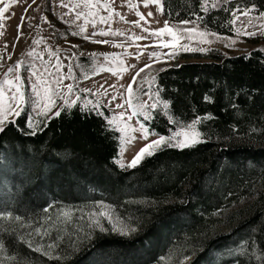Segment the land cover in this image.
Returning <instances> with one entry per match:
<instances>
[{
    "label": "trees",
    "instance_id": "1",
    "mask_svg": "<svg viewBox=\"0 0 264 264\" xmlns=\"http://www.w3.org/2000/svg\"><path fill=\"white\" fill-rule=\"evenodd\" d=\"M162 3L168 20L199 15V25L218 34H231L236 9L254 6L253 14L264 13V0L220 1L208 14L201 11L200 0ZM176 59L155 74V90L164 89L162 98L172 101L171 111L182 124L212 117L197 126L204 142L195 147L165 148L137 167H119V132L106 128L111 112L103 105V116L81 112L85 100L96 102L82 92L71 114L62 111L35 135L28 134L26 105L25 113L12 118L16 123L6 125L0 159L6 169L4 193L12 199L7 213L33 217L53 201H102L119 213L133 207L138 218L130 235L96 232L61 259H47L0 235L12 252L28 264H151L176 239L183 243L185 234L188 249L179 257L189 256L186 264H264L256 259L264 250V53L252 49L224 56L212 48L182 52ZM152 111L151 120L137 115L138 122L165 136L181 129L162 111ZM242 197L252 200L213 217ZM139 199L159 203H127ZM211 224L225 229L208 234ZM244 241L253 251L239 248Z\"/></svg>",
    "mask_w": 264,
    "mask_h": 264
},
{
    "label": "rangeland",
    "instance_id": "2",
    "mask_svg": "<svg viewBox=\"0 0 264 264\" xmlns=\"http://www.w3.org/2000/svg\"><path fill=\"white\" fill-rule=\"evenodd\" d=\"M220 1L225 0H218V3H220ZM78 2L79 0H35V2H33V0H17L15 4H11L8 11L4 13L3 28H0V33H2L0 34V80L4 78V74L10 66L15 65L17 61H24L27 66L18 74L21 76L22 80H24L23 91H25L26 96L32 97L33 93L29 87V82H34L36 78L30 75L31 72H36L37 76L42 75L43 79L51 82V87L53 89H57V85L54 81L58 77L66 76L70 73L72 78L65 79L63 84L57 89L61 93H64L67 89L63 85H73V93L68 97L70 101L79 98V92L91 95L92 98L96 101H100L101 105L111 112V116L124 112V122L128 123L133 128H138L139 123L136 116H132V109L128 108V105L125 103V100L128 98L126 88L127 85L132 82V76H135L136 72L140 69H144L137 77L136 83L133 84V89H142L141 92L137 93L139 101H148L151 103L149 96L144 95L143 92H147L149 89L155 91V84L150 85L146 82V78L150 80L151 77L155 76L161 69L175 62H179L176 59L178 55L173 59L162 58L158 62H156L155 57L149 59L148 53L150 52L163 54L171 51L170 48H165L162 44V42H168L170 37L165 34L157 39L150 36L149 32L144 31V29L155 31L163 28L165 20H167L170 25H176L177 27L195 26L201 30L205 28L200 26L198 22L195 25H181L179 22L170 21L157 11V5L149 4L148 7H145L142 0H130V4L126 2V0H100L101 4L110 3V7L115 9V12L120 13V16L113 15L107 24L97 21L95 29L89 24L84 34L74 36L72 33L79 31L77 25L84 23L83 19L76 21V23H71L74 19L75 12L88 11L83 7L73 10V6ZM5 3H9V0H0V8L4 7ZM62 3L63 5H67V7L62 6ZM130 5H134L135 7L133 8ZM93 11H97V9H93ZM98 11L99 15L105 17L109 15L108 11H105L103 8L98 9ZM136 11L143 14L149 23L140 21V27L132 23L139 20V17L135 14ZM148 12H152L155 19L148 17ZM260 14L251 13L250 17L240 16V21H242V23L237 22L235 26L236 28L242 29L243 25L249 24V19H251V24L257 27H249L248 31H255L257 34L254 36H237L232 24L231 34H219V36L224 38L235 39L236 43L232 47H225V44L229 42L227 39L215 40V38L209 37L213 39L214 42L198 43L197 40L200 38H196V40L190 42L189 46L197 50L184 51L183 49H178L179 53L201 52L199 50L200 48L205 50L212 48L217 49L224 56L236 55L252 49H259L264 53V34H261V32H264V29H259L258 27L260 24H264V19H258ZM22 16L25 18L23 22L21 21ZM121 16H123L124 19H121ZM89 19L92 18L89 17ZM20 24H22V27L20 29L19 38L17 39V26ZM100 30H111L123 33V35L115 37H92V40L107 39L110 41L108 44L94 43L92 40L83 38L85 35H91L93 31L98 32ZM208 31L216 33L210 30ZM135 37L147 38L135 39ZM180 43H188V41H180ZM114 44H123V47H115L113 46ZM6 45L7 47H5ZM146 45L151 46L145 47ZM29 51H32L34 55L29 57L27 55ZM140 53L143 54L140 55ZM105 54L109 56L108 61L104 59ZM116 56H118L119 59H114ZM138 56L139 59H137ZM57 64L60 66L58 69L56 67ZM101 65H103L105 69L110 70L101 71ZM131 65H135V68L129 67ZM145 65H151V67L145 68ZM124 69L128 70L125 71ZM9 78H12V74H9ZM101 85H103V87H101ZM112 85L115 87H110ZM5 87L6 94L10 95L11 93L7 90V86ZM82 89H88L89 91L85 92L82 91ZM105 89H107L108 94L102 95ZM93 93L96 94L93 95ZM120 93L124 94L123 98H121ZM113 95H115L117 99L111 101V96ZM56 103L58 106L62 105L63 99L57 98ZM116 104H124V108H116ZM25 105L29 113L32 112L30 101ZM56 110L58 109H53V112ZM129 116H132L131 120H128ZM12 118L14 117H9V119ZM180 131H197V129H180L176 132ZM132 135L137 139L128 147L127 151L124 152L123 157L119 155V140L118 155L115 160V163L119 167H121L119 161L122 160L125 165L131 162L134 156L146 143L157 138L155 136H150L149 141H144L140 138L141 133L138 131L133 132ZM119 136H121L120 132ZM5 170L3 161L0 159V212L7 213L8 208L12 205V199L9 195L4 193L7 185ZM251 200V197H242L238 203L232 204L228 208H220L219 211H215L213 217H218L220 214H228L239 207L247 205ZM99 202L102 201L77 204H62L53 201L49 205V208H47V211L43 210V213H38L33 217H20L21 220L19 222L15 220L0 222V235L12 237L16 243L24 245L28 250L31 249H29L26 244L20 243L19 240L31 239L44 245L56 243L58 247L53 250V254L65 258L76 251L83 243L88 241L96 232L109 231L110 233L121 235L119 231L113 230L112 224L108 223L107 219L104 218H100V224L105 229L104 231H100L99 227L89 226L90 220L88 214L97 210L95 206ZM103 203L108 204L105 202ZM127 203L153 206L159 202L139 199ZM132 208H123L121 213L114 209V219L115 217L120 218L117 227L119 228L121 225H124L125 230L128 231V234L124 236L130 235L133 232L130 231V229H135V224L138 223V218ZM62 212H68L71 219L65 222ZM15 216L19 215H13V217ZM35 228L45 229L50 235L40 240L33 232ZM207 229L208 234H210L224 230L225 225L211 224ZM30 233L32 235H29ZM204 236L205 235H202L200 237ZM182 238L184 240L183 243L176 239L171 243V246L166 248L164 255L161 256L166 258L165 260L162 261L161 257H159L151 264H186L190 260V257H179V255L183 254L188 249L185 248L188 244L186 241L188 236L186 238L185 234H182ZM9 250L11 251V249ZM190 251L194 252L191 248ZM36 254L41 255L39 253ZM19 256L24 258L21 254H19ZM44 257L48 259L47 256Z\"/></svg>",
    "mask_w": 264,
    "mask_h": 264
},
{
    "label": "snow or ice",
    "instance_id": "3",
    "mask_svg": "<svg viewBox=\"0 0 264 264\" xmlns=\"http://www.w3.org/2000/svg\"><path fill=\"white\" fill-rule=\"evenodd\" d=\"M17 0H9V3H5L4 7L0 8V28H3V19L4 13L8 11V8L11 4H15ZM35 2V0H33ZM130 4V0H126ZM145 7H148L149 4L157 5V11L160 12L161 15H164V7L162 0H142ZM218 0H200V9L205 14H208L211 10L217 7ZM62 6L67 7V5ZM131 7H135L134 5H130ZM85 8L88 11H77L75 12L74 19L71 23H76V21L83 19L84 23L77 25L79 31L73 32L72 35L79 36L84 34L87 31V25H91L93 29H95L97 21L99 23L107 24L110 18L113 15L120 16V13L115 12V9L110 7V3H100V0H79L73 6L74 9L78 8ZM103 8L105 11H108V17L99 15L98 9ZM93 9H97V11H93ZM255 11L254 6L246 7L244 9H236L232 11L233 19L230 23L235 28V33L237 36L240 35H247V36H254L257 33L255 31L249 32V27H257L251 24V19H249V24L243 25V28H236L237 22L240 21V16L250 17L251 13ZM239 13V15H238ZM136 16L139 17V20L134 21L137 27H140V21H144L145 23H149L148 20L145 19V16L141 14L139 11H136ZM91 17L92 19H89ZM148 17L153 16L152 12H148ZM24 16L21 17V21L23 22ZM44 19V18H42ZM121 19H124L121 16ZM258 19H264V13H261ZM203 21V17L197 15L196 20H183L179 23L181 25H195L197 22ZM47 22V21H45ZM22 24L17 26L18 37L20 34V29ZM259 29H264V24H260ZM144 31H148L149 35L159 39L163 35L167 34L170 39L168 42H162L163 47L170 48L171 51L169 53H158V52H150L148 53L149 59L155 57L156 62L160 61L162 58L173 59L177 55H179L178 49H183L184 51H194L197 49L191 48L189 46L190 42L196 40V38H200L197 40L198 43H212L214 42L213 39L209 37L215 38V40H224L227 39L229 42L225 44V47H232L236 40L232 38H224L219 36L217 33L209 32L207 29H198L195 26L193 27H177L176 25H170L167 20L164 22V27L157 29L155 31H150L149 29H144ZM2 34V33H0ZM195 34V35H193ZM264 34V32H261ZM123 35V33L115 32V31H93L91 35L83 36L86 40H92V37L95 36H118ZM147 37H135V39H146ZM131 39V37H130ZM180 41H188V43L181 44ZM94 43H110L109 40H92ZM115 47H123V44H114ZM151 45H146L145 47H150ZM7 47V45L5 46ZM200 51H205V49L200 48ZM143 53H140L142 55ZM29 57L33 56L34 53L29 51L27 53ZM10 58V57H9ZM105 61L109 60V56L107 54L104 55ZM114 59H119L118 56L114 57ZM139 59V56L137 57ZM27 65L24 61H17V63L13 66H10L7 72L4 74V78L0 80V133L5 130L6 125L8 124H15V119H9V117H20L22 113H25L24 105L26 103H31L32 105V112L27 113V121L26 126L30 129L28 134L35 135L38 131H42L43 127H47V121L53 118H57L61 115L62 111H66L71 114V110L74 106L77 105V99L69 100L68 97L73 93V85H63L67 91L61 93L57 89L59 86L63 84L65 79H71L70 73L66 76L58 77L54 83L57 85V89H53L51 87V82L43 79L42 75L37 76L36 72H31L30 75L35 77L34 82H29V87L32 90L33 96L28 97L23 91L24 80H22L21 76L18 74L23 68ZM57 69L60 67L59 64L56 65ZM131 68H135V65L129 66ZM151 65H145V68H150ZM100 70H110L105 69L103 65L100 66ZM127 71L128 69H124ZM144 69H140L136 72L135 76H132V82L127 85L126 91L128 93V98L125 100V103L128 105V108L132 109V116H143L144 121H149L153 118V111L155 113L163 112V114L168 118L170 124H176L181 129L187 130H194L197 128L198 125L202 124L204 120H210L212 117L210 115L203 116V117H196L191 123H181L179 118L176 117L171 111L172 101L168 99H163L161 94L163 93L164 89L157 88L155 91L149 89L147 92H143L144 95L149 96L148 101H139V96L137 95L138 92H141L142 89H133V84L136 83L137 77L143 72ZM9 74H12V78H9ZM115 74V73H114ZM156 80L155 76H152L151 79L146 78V82L154 84ZM7 90L11 93L10 95L6 94V87ZM103 87V85H101ZM110 87H115L114 85ZM123 87V86H122ZM82 91L88 92V89H82ZM96 93H93L95 95ZM107 89H105L102 95H107ZM121 98H123L124 94L120 93ZM57 98L63 99V104L58 106L56 103ZM117 97L115 95L111 96V101L116 100ZM204 100L206 102H211V98L209 96H205ZM101 106L100 101L91 102L85 101L84 105L80 107L81 112L91 113L95 112L98 116H103V113L99 110ZM116 108H124V104H116ZM53 109H58L53 112ZM124 112H120L118 114H114L113 116L108 118L106 128H111L114 132L119 131L121 136L119 137L120 140V153L119 155L123 157L125 151H127L128 147L131 146L135 141L136 137L132 135L133 132H140L141 139L144 141H149L150 136L157 137L156 139L151 140L150 142L146 143L144 147H142L139 152L134 156L131 162L127 163L126 165L123 161H119L120 166L122 168H134L137 167L143 160L154 156L157 152L163 151L165 148H179L181 150L185 148H192L195 147L199 143H203L204 140L202 138V134L200 131H180V132H173L168 136L161 135L156 131L150 129L146 126L145 123H139L138 128H133L128 123L124 122ZM132 116L128 117V120L132 119ZM96 211L90 212L88 214L90 220V227H99L100 231H104L105 229L100 224V218L107 219L108 223L112 224V228L115 231H119L121 235H127L128 231L125 230V226L121 225L119 228L117 227V223L119 222L120 218L115 217L114 213L115 210L111 205L104 204L103 202H99L96 206ZM47 211V209H45ZM62 216L65 218V222L71 219V216L68 212H62ZM7 220H15L19 222L21 218L19 216L13 217L11 213L0 212V222L7 221ZM130 231H135L134 228L130 229ZM35 236L39 237L40 240H43L45 236H49L50 233L47 232L45 229L35 228L33 230ZM29 235H32L31 233ZM20 243L26 244L32 252L39 253L43 256H47L48 259H61L59 256H55L53 254V250L58 247L56 243L52 244H40L38 241L34 240H19ZM249 242L244 241L241 243L239 248L242 251H253L248 247ZM166 258L161 257V260H165ZM187 259V258H185ZM256 259L259 261H264V250H260V255L256 256ZM0 264H27V258H21L17 253L12 252L6 246L4 240L0 238Z\"/></svg>",
    "mask_w": 264,
    "mask_h": 264
}]
</instances>
